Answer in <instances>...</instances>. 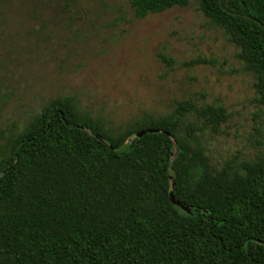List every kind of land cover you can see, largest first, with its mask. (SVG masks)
Returning <instances> with one entry per match:
<instances>
[{"label": "trees", "instance_id": "trees-1", "mask_svg": "<svg viewBox=\"0 0 264 264\" xmlns=\"http://www.w3.org/2000/svg\"><path fill=\"white\" fill-rule=\"evenodd\" d=\"M126 2L141 19L188 0ZM198 10L238 48L264 109V0ZM187 114L201 127L181 125ZM226 117L180 101L112 135L71 98L50 100L0 156V264H264V155L214 169L195 135Z\"/></svg>", "mask_w": 264, "mask_h": 264}, {"label": "rangeland", "instance_id": "rangeland-1", "mask_svg": "<svg viewBox=\"0 0 264 264\" xmlns=\"http://www.w3.org/2000/svg\"><path fill=\"white\" fill-rule=\"evenodd\" d=\"M237 52L198 0L141 19L126 0H0V156L43 106L67 97L112 135L180 101L219 104L225 121L195 133L209 164L253 161L264 155V109ZM196 59L206 63L186 65ZM180 123L201 127L190 114Z\"/></svg>", "mask_w": 264, "mask_h": 264}, {"label": "water", "instance_id": "water-1", "mask_svg": "<svg viewBox=\"0 0 264 264\" xmlns=\"http://www.w3.org/2000/svg\"><path fill=\"white\" fill-rule=\"evenodd\" d=\"M144 133H156V131L155 130H143V131L136 133L135 137H139L143 135ZM168 198H169L171 205L178 207L180 210L186 212L187 214L190 213L188 208H185L182 205H180V203L173 198L171 193L168 195Z\"/></svg>", "mask_w": 264, "mask_h": 264}]
</instances>
